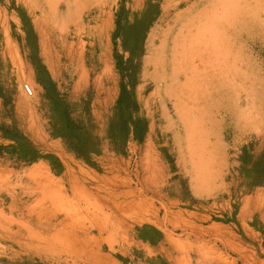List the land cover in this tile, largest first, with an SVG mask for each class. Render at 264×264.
<instances>
[{
  "label": "rangeland",
  "instance_id": "1",
  "mask_svg": "<svg viewBox=\"0 0 264 264\" xmlns=\"http://www.w3.org/2000/svg\"><path fill=\"white\" fill-rule=\"evenodd\" d=\"M0 146V264H264V0H0Z\"/></svg>",
  "mask_w": 264,
  "mask_h": 264
},
{
  "label": "bare ground",
  "instance_id": "2",
  "mask_svg": "<svg viewBox=\"0 0 264 264\" xmlns=\"http://www.w3.org/2000/svg\"><path fill=\"white\" fill-rule=\"evenodd\" d=\"M42 13V12H41ZM44 18V17H43ZM39 19H41L39 17ZM71 19V18H70ZM101 21V20H100ZM63 23V22H62ZM61 23V24H62ZM64 24V23H63ZM107 24V23H105ZM37 25V24H36ZM73 26V25H72ZM104 26L106 27V25H103L102 28L104 29ZM69 27V26H68ZM99 27V26H98ZM97 27V28H98ZM37 29V28H36ZM93 29V28H92ZM106 29V28H105ZM55 29L52 28L50 25L48 26V28L46 30H44L43 28V36H42V46H44L45 52L47 53V55H49L48 57L51 60H54V62L58 65L61 64L62 62L65 63L67 69H71L73 72L76 70H79L81 73L79 75V77H83L85 78L86 74L84 75V69H83V63H84V48L81 46L82 44H80L78 41L77 42H73V41H69V35L67 36L64 32H61L60 30H58L57 28V32L54 31ZM39 31V30H38ZM100 31V30H99ZM70 32V31H69ZM67 33V32H66ZM68 34V33H67ZM98 35V34H97ZM40 36V35H39ZM72 37V36H71ZM73 39V38H72ZM82 39V38H81ZM75 41V40H74ZM80 41V40H79ZM41 42V41H40ZM9 45V44H7ZM6 45V46H7ZM9 47V46H8ZM14 47V46H13ZM104 49L105 53L106 52V47L105 46H99V51L102 49ZM105 47V48H104ZM10 49V48H9ZM12 49V48H11ZM95 49V48H94ZM102 49V51H103ZM13 50V49H12ZM103 51V52H104ZM108 51V50H107ZM11 52V51H10ZM104 53V54H105ZM46 55V56H47ZM103 56V55H102ZM108 55L106 54V57ZM102 58V57H101ZM97 59L99 60V55H97ZM104 59H106L104 57ZM103 60V59H102ZM107 61V60H106ZM105 60L102 61V63L106 62ZM109 62V61H108ZM108 62H107V66H108ZM51 63V62H50ZM106 64H103L102 67H104ZM195 65V64H194ZM62 66V65H61ZM18 68V67H17ZM16 69V68H15ZM193 69V68H192ZM105 70V69H104ZM196 71V70H195ZM19 73V72H18ZM17 78V77H16ZM83 78L81 80H83ZM19 80V79H18ZM175 94V93H174ZM15 241L18 240V237H15L14 239Z\"/></svg>",
  "mask_w": 264,
  "mask_h": 264
},
{
  "label": "trees",
  "instance_id": "3",
  "mask_svg": "<svg viewBox=\"0 0 264 264\" xmlns=\"http://www.w3.org/2000/svg\"><path fill=\"white\" fill-rule=\"evenodd\" d=\"M160 15V10H159V6L156 4H153L152 2H149L146 7L144 8L143 12L137 16L134 25L135 27H142L143 28V34L145 35L148 30L150 29V27L152 26V24L156 21V19L159 17ZM129 53L133 56L134 55V51H129ZM140 55H142V52H140L137 56L139 57ZM122 91L125 92V88L122 87ZM131 124L133 125V130L132 131H127L130 132L136 139H139V136L142 133L146 132V124L145 122L142 123V127H140V131L138 130V127L140 126V123L138 122H131ZM2 133V137L4 139H8L11 140L15 143H19L20 141L24 140L23 137H21V135L16 131H6L3 130L1 131ZM5 150L4 147L0 146V154ZM261 159H264V152L261 155ZM30 160H34L33 158H31Z\"/></svg>",
  "mask_w": 264,
  "mask_h": 264
},
{
  "label": "built area",
  "instance_id": "4",
  "mask_svg": "<svg viewBox=\"0 0 264 264\" xmlns=\"http://www.w3.org/2000/svg\"><path fill=\"white\" fill-rule=\"evenodd\" d=\"M22 91L27 97H31L32 96V89L28 85H23ZM129 264H148V263H146L144 261H133V262H131Z\"/></svg>",
  "mask_w": 264,
  "mask_h": 264
}]
</instances>
